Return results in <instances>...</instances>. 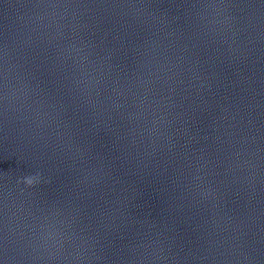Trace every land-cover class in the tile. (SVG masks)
<instances>
[{"label": "clouds", "instance_id": "1", "mask_svg": "<svg viewBox=\"0 0 264 264\" xmlns=\"http://www.w3.org/2000/svg\"><path fill=\"white\" fill-rule=\"evenodd\" d=\"M26 182H27L29 185H31V184L33 183V180H32V179H28Z\"/></svg>", "mask_w": 264, "mask_h": 264}]
</instances>
